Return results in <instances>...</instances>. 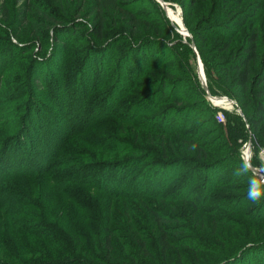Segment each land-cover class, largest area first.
Instances as JSON below:
<instances>
[{
    "label": "rangeland",
    "instance_id": "1",
    "mask_svg": "<svg viewBox=\"0 0 264 264\" xmlns=\"http://www.w3.org/2000/svg\"><path fill=\"white\" fill-rule=\"evenodd\" d=\"M42 1L58 9L47 28L31 25L32 0H0V150L16 136L43 165L0 169V264H76L66 239L50 244L17 233L29 236L41 213L69 228L72 246L76 232L83 246L97 247V264H172L177 250L188 264H264V179L253 168L264 171V143L237 131L241 107L211 101L229 96L217 65L247 33L260 31L264 52V12L247 21L228 53L218 52L227 36L215 28L264 0H199L194 8L162 0L168 10L160 0H127L139 13L159 14L164 26L165 35L135 39L113 15L98 37L89 0ZM133 48L148 56L127 69ZM183 139L203 145L206 158ZM5 147L10 156L17 149ZM253 181L261 191L255 201ZM162 222L177 246L167 263L157 245ZM105 229L110 259L102 251Z\"/></svg>",
    "mask_w": 264,
    "mask_h": 264
},
{
    "label": "trees",
    "instance_id": "2",
    "mask_svg": "<svg viewBox=\"0 0 264 264\" xmlns=\"http://www.w3.org/2000/svg\"><path fill=\"white\" fill-rule=\"evenodd\" d=\"M86 1L87 0H78V2L82 6L85 5ZM198 1L199 0H188L187 3L184 2V6L187 8V6L189 5L188 7L194 8L197 5ZM236 5L239 6V3H236ZM144 7L145 6H143L142 9ZM168 7L169 5H167V10H168ZM87 8H88V12H87L88 16L93 15V18L95 21V32L98 35V37H102L105 30L108 29V26H106V20L109 18V16H112V15L115 18L120 17L121 20H124L123 21L124 22L123 25L125 26L124 28L129 31V33L125 34L128 36V38L135 39L140 36L154 35V34L156 36L165 35L164 28H163L164 26H163V23H161L162 22L161 16L159 14H153V17H150L149 16L150 14L148 15L147 13H139V10L137 12V10H134L135 7H134L133 2H128L127 0H89V5ZM248 8L249 9H243L237 12L234 15V17L231 18L230 21H227L228 24H226L225 26L223 25V29L219 27L215 28L214 31L216 33L220 32L222 33V35L227 36V40L223 41L220 45H218L217 50L219 53H222V52L228 53L232 49L234 41H236L238 35L240 34L241 28L247 23V21H249L252 17H255L256 13L260 11L264 12L263 2L261 3L258 2L255 5V7L249 6ZM237 9L238 8L236 7V9L232 10V12L234 13ZM57 11L58 9L55 6H50L46 4L45 2H43L42 0H32V2L28 4L27 17L31 21V25L33 26V28L36 26H38L39 28L40 27L47 28L51 25V22L57 19L58 17ZM165 15H167V12ZM230 15H227V17H229ZM163 18L165 21H167V23L168 22L170 23L168 16L167 17L163 16ZM181 21L183 22L182 17H181ZM183 28H184V24H183ZM124 36H122V38ZM261 36L262 35L260 31L258 30L250 31L249 33L246 34L243 42L237 48L235 47L236 50L230 52L231 53L230 59L217 65V70L219 73H221L220 75L223 79L222 84H226V87H224V90L222 89L223 92L229 95L230 97L236 99L238 102V107L239 108L241 107L243 111V115H242L243 120L241 119L242 121L240 120L238 121V128H236L237 131L241 133L242 135L246 136V138L250 135V133L252 136H257V138L256 137L255 138L259 146L260 144L264 143V141H261V140H264V52L262 51L261 44H260ZM205 37L206 36L204 33H201L195 36L194 41L198 49H199V44L206 41ZM146 50L147 49L145 48L143 50L136 51L133 48V51H132L133 56L130 53L129 57H127V59L124 62V64L127 65V69L135 68V66L137 65V62H140L141 60L140 58L142 57L145 58L146 56H148V52H146ZM134 53H136V58H134L135 57ZM203 74H204V71H203ZM216 104L225 106L226 108H231L227 102L223 103L222 101H216ZM82 106H83V103L81 106L79 105L77 107V109L79 110L78 113L80 112ZM72 120L73 119L69 117L68 127L71 126L70 123ZM28 122L26 123L25 131L27 129V126L29 127L30 125ZM63 123H64V120L61 121V125ZM51 129L59 130L60 128L53 127ZM60 135H61V132H60ZM188 137L190 138V136ZM33 140H34V137H33ZM33 140L31 139L29 142L33 143L32 142ZM183 140H184L183 144H187L190 147H192L194 149V152L197 153L196 155L206 158L207 156V154H205L206 149L204 148L203 145L198 143V141L196 140H195L196 142L193 140L190 141L189 139H183ZM13 142L15 143L13 144ZM18 142H19V138L15 136L12 140L2 145V148L0 150V169L4 173L7 171H12V170L19 173L23 171L38 170L39 168H42L43 165L37 166L36 165L37 162H35L33 159L31 160L32 157L30 153L33 148L32 145L28 144L27 146V145H24L23 143L19 144ZM26 143L28 142H25V144ZM4 145H7L9 148L17 147V149L11 152V156H10L9 152L11 149H7L6 147L4 148ZM48 146H46V148L51 149ZM28 147H30V149H28ZM40 153L43 154L44 151L41 150ZM165 156H167V153L164 150V157ZM48 158L49 157L45 154L44 159H48ZM252 162L254 161L252 160ZM256 164L252 163L253 166H257ZM9 166H10V169H6ZM98 183L105 184L101 180H99ZM41 214L42 215H39L40 219L38 218L39 219L38 222H35V225L33 226V228L30 231H28V233L30 232L28 234L29 236L25 235L26 230H23L24 228L20 229L19 232L17 233L20 236L31 238L35 241L36 240L47 241L50 244L54 243L53 241H57V240L62 241L63 239L64 240L66 239V243L68 244V247L72 248L71 253H73L74 256L79 255L78 256L79 258L76 259V264L77 263L83 264V262H86V264H97V261L95 260L93 254H91L93 253V250L95 253L99 251L97 250V247H94L93 249H91V248H87L83 246L81 244L82 243L81 237L78 238V234L74 231L73 232L74 234L77 235V237H76L75 245L73 244L72 246L71 243L70 244L68 243L72 241L73 239L67 233L68 232L67 230L69 228L67 227L62 228L60 227V225L59 226L55 225L52 223L54 221L52 220V218L48 216V214H47L48 218L46 217L45 213H41ZM44 221H49V224H50L49 227H51L50 229L51 232L49 231V228L47 229L46 227L43 226L45 223ZM55 222L58 223L57 220ZM160 230L162 231V234L160 235L158 244H157L159 245L158 252L162 255L163 261L167 263L166 260L169 257V253L171 254L170 251L177 246L174 244L172 240L168 239L167 237L168 229L163 226V222L160 225ZM70 234L74 235L73 233H70ZM111 234L112 233H109V231L105 229V232H104V246L105 247L102 249V251L103 250L106 251L104 252V254L107 258L108 257L111 258L113 256L112 254L113 248L111 247L112 245L111 243L112 235ZM262 244H264V241L262 242ZM186 245L189 246V244H186ZM253 245L255 244H252V245L247 244L246 247L242 249L251 247ZM189 248H193V246H189ZM175 250L176 249H174V252L172 253L175 254ZM240 252H242V250H240V248L237 249V253L240 254ZM99 254L101 253L99 252ZM181 254L182 253L179 250H177V253L174 256V260L172 264H188V262L186 263L183 262L184 258L182 257ZM84 255L89 257L92 262H90V260L88 261L87 258H84L85 257ZM43 256L46 257L45 254ZM51 263L53 262L43 263V264H51ZM225 263L227 262H222L220 264H225ZM124 264H130V262H127V263L124 262Z\"/></svg>",
    "mask_w": 264,
    "mask_h": 264
},
{
    "label": "built area",
    "instance_id": "3",
    "mask_svg": "<svg viewBox=\"0 0 264 264\" xmlns=\"http://www.w3.org/2000/svg\"><path fill=\"white\" fill-rule=\"evenodd\" d=\"M161 2H162V4L165 6V7H167V3H164L162 0H160ZM167 10V9H166ZM168 14V13H167ZM214 99H216V97H214V98H211V101L213 102V103H216V101L214 100ZM218 99H223L225 102H227L229 105H232V107L233 108H235L234 107V105L236 106H238V104H237V102L234 100V99H232V98H230L229 96H222V97H219ZM221 114H222V112H220ZM250 145L248 146V148H247V151H246V157L249 159V156L251 155V153H250ZM250 154V155H249ZM261 155H262V158L264 159V148H263V151L261 152Z\"/></svg>",
    "mask_w": 264,
    "mask_h": 264
},
{
    "label": "clouds",
    "instance_id": "4",
    "mask_svg": "<svg viewBox=\"0 0 264 264\" xmlns=\"http://www.w3.org/2000/svg\"><path fill=\"white\" fill-rule=\"evenodd\" d=\"M248 195H249V198L252 199L253 201L260 198L261 191L258 190V185L255 183V181L251 182V187H250Z\"/></svg>",
    "mask_w": 264,
    "mask_h": 264
},
{
    "label": "water",
    "instance_id": "5",
    "mask_svg": "<svg viewBox=\"0 0 264 264\" xmlns=\"http://www.w3.org/2000/svg\"><path fill=\"white\" fill-rule=\"evenodd\" d=\"M253 168H254L256 174H258L259 177L263 180V179H264V171H263V170H259V169L256 168V167H253Z\"/></svg>",
    "mask_w": 264,
    "mask_h": 264
},
{
    "label": "bare ground",
    "instance_id": "6",
    "mask_svg": "<svg viewBox=\"0 0 264 264\" xmlns=\"http://www.w3.org/2000/svg\"><path fill=\"white\" fill-rule=\"evenodd\" d=\"M166 9H167V7H166ZM169 16V15H168ZM215 101H222L223 103H226L223 99H218V98H216V99H214ZM218 105V104H217ZM218 106H221V105H218Z\"/></svg>",
    "mask_w": 264,
    "mask_h": 264
}]
</instances>
